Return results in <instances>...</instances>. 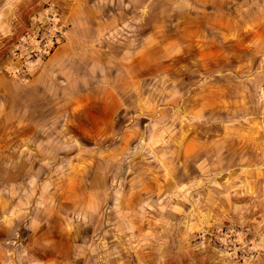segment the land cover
Wrapping results in <instances>:
<instances>
[{
  "label": "rangeland",
  "instance_id": "374dc122",
  "mask_svg": "<svg viewBox=\"0 0 264 264\" xmlns=\"http://www.w3.org/2000/svg\"><path fill=\"white\" fill-rule=\"evenodd\" d=\"M134 13L122 15L133 21L102 44L115 54L142 45L157 53L142 74L129 75L118 61L117 139L108 144L76 138L96 117V106L84 108L86 95L101 93L95 90L101 72L90 71L93 60L49 61L61 45L41 60L30 56V48L44 50L33 35L40 22L53 24L41 29L47 42L57 26L68 33L61 6L21 0L19 9L0 10V239L6 260L16 232L25 242L39 226L28 213H46L48 227L55 222L51 213L74 188L71 156L82 144L117 149L116 162L102 159L100 168L83 175L89 182L100 177L104 189L110 181L109 198L101 199L100 245L89 236L82 252L90 264L264 260V243L256 241L264 232V0L194 2L181 19L165 22V35L154 44L143 37L158 18L153 13L141 27ZM125 130L132 135L124 137ZM158 177V184L150 181ZM139 190L143 199H137ZM188 193L195 199L191 227L176 218L174 207ZM253 219L262 225L253 228ZM18 254L28 252L22 246Z\"/></svg>",
  "mask_w": 264,
  "mask_h": 264
},
{
  "label": "crops",
  "instance_id": "0c3cea01",
  "mask_svg": "<svg viewBox=\"0 0 264 264\" xmlns=\"http://www.w3.org/2000/svg\"><path fill=\"white\" fill-rule=\"evenodd\" d=\"M40 1L46 2L48 0ZM212 1L145 0L143 3H132L130 0H55L57 5L64 10V20L70 25V29L66 34L65 41L59 48L60 51L56 52L49 61L65 62L73 59H91L93 61L88 63L90 71L101 72V77L98 75V86L95 89L101 93L96 97H90L94 94L86 95V103H84V108L97 107V109L92 107L96 117L92 126L81 131L82 134H76V138L81 140L108 139V144H110L111 139H117V102L113 99L119 84L116 65L119 61L121 67L126 69L129 75L132 71H134V75L142 74V70L146 68L147 59L154 57L157 53L150 48V45H142L132 51L125 49L120 54H115L110 48L104 47L103 41L108 42L117 39L120 30H123L133 21L132 19H122L121 16L132 10L135 12L134 16L139 18L137 24L142 27L147 18L154 13L158 18L157 28L143 37L145 43L154 44L159 42V37L165 35V22L167 20L171 18L181 19L194 2L209 4ZM20 5L21 0H0V10L3 12L8 8L19 9ZM172 57H175V54ZM135 80L138 79L135 78ZM131 132V130H125L122 134L127 137L132 135ZM71 158L72 171L76 172L74 174V188H71L67 196L58 204L57 209L51 213L52 220L55 222L50 223V227H48L46 213H28L29 222L31 223L32 219L36 220L39 224L38 228L29 232V238L25 242V238H20V231L16 232V239H13L12 248L8 251L11 258L7 260L6 245L4 239L1 238L0 264H90L88 256L82 252L91 241L89 236H93L94 244L99 243L100 245L98 238L104 230L100 228V220L104 211L101 199L104 198L103 195L109 198L110 181L104 189L99 184L101 182L100 177L96 181L91 180L89 182L83 175L87 170L100 168V164L105 163L102 159L116 162L117 149L111 148L110 145L102 149L98 146L89 148L82 144L72 154ZM159 177L150 181H156L158 184L160 182ZM157 188L159 187L157 186ZM137 193L140 194L137 199H143L142 190ZM194 202V196L188 193L182 199L180 198L174 206L177 213L176 218L185 219V222L188 221L189 227L192 226L191 219L195 218L192 211ZM86 208L87 211H85ZM91 210L93 214L89 213ZM129 213V209L125 211L126 216ZM87 219H91L89 224L86 223ZM252 221L254 222L253 228L262 225L260 220L255 222L253 219ZM71 222L73 223L72 226H70ZM178 225L180 226V224ZM256 241L259 244L264 243V232L256 234ZM22 246L28 252L25 258H20L18 254ZM74 251L78 252L73 254ZM160 259L162 260L163 257ZM221 264H230V262L225 263L223 261ZM247 264H264V260L259 259Z\"/></svg>",
  "mask_w": 264,
  "mask_h": 264
},
{
  "label": "built area",
  "instance_id": "2783aa9c",
  "mask_svg": "<svg viewBox=\"0 0 264 264\" xmlns=\"http://www.w3.org/2000/svg\"><path fill=\"white\" fill-rule=\"evenodd\" d=\"M48 25L51 27L53 26V24H51V22H50V24L47 22H40L39 24H37V27L34 29V32H33V35H36V33H38V36L36 38L37 41L35 40V42H37L38 44L39 43L42 44L44 46V50H38V49L30 48V56H36L39 60L49 56L54 50H56L65 41V36H66L65 32L67 30H65L59 26H57L54 29V32L56 34H54V36L50 42H47L43 36H40V34L43 33V30H41V29L47 28ZM27 38L31 39L32 37L30 34H28ZM22 73L24 76L27 74L25 69H22Z\"/></svg>",
  "mask_w": 264,
  "mask_h": 264
}]
</instances>
